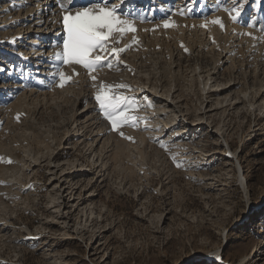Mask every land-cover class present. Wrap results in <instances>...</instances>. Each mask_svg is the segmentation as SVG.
Segmentation results:
<instances>
[{
    "label": "rangeland",
    "instance_id": "1",
    "mask_svg": "<svg viewBox=\"0 0 264 264\" xmlns=\"http://www.w3.org/2000/svg\"><path fill=\"white\" fill-rule=\"evenodd\" d=\"M111 3L144 24L160 19L167 4ZM258 4L264 21V0H248L247 22ZM188 7L209 11L204 0ZM260 31L255 43L264 40ZM151 33L145 30L144 41L157 52L160 40ZM16 45L0 47V78L34 89L14 56ZM111 46L103 56L116 75L131 73L117 95L127 99L117 103L136 118L126 130L110 124L113 139L122 141L121 157L109 145L100 161V142L93 145L96 153L78 142L71 146L82 129L74 133L68 108L58 113L52 104L29 113L33 126L17 118L0 122V129L7 127L0 143L16 156L4 163L9 168L0 189V264H264V87L251 76L261 66L254 55L246 50L233 71L225 52L216 71L206 59L189 57L172 64L173 80L161 54L141 60L130 45L118 63ZM78 107L82 113L84 104ZM14 133L28 139L13 142Z\"/></svg>",
    "mask_w": 264,
    "mask_h": 264
},
{
    "label": "bare ground",
    "instance_id": "2",
    "mask_svg": "<svg viewBox=\"0 0 264 264\" xmlns=\"http://www.w3.org/2000/svg\"><path fill=\"white\" fill-rule=\"evenodd\" d=\"M106 2L107 0H0V47L5 44H11V46L14 43L17 44V52L14 53V56L26 68L23 73L25 79L36 84V88L26 89L25 85L20 88L15 80H11L9 83L0 78V122L2 121L7 125L13 118L19 116L21 124L33 126L34 123L29 122L30 124H28L26 120L29 113L50 108L52 104L58 113H63L68 108L72 112L70 118L76 124L74 133L82 129L81 134L77 135L71 146H75L78 142L79 145L88 146L90 152L96 153L93 145L100 142V147L97 150L100 161L105 158V149L109 145H112L114 156H122V141L117 138L113 139L110 123L99 111V104L95 100V96L96 92L107 91V85H127L126 80H129L127 77H130L131 73L127 69L120 75H116L115 68L105 67L92 73L96 76V82H93L91 75L82 67L61 64L55 55L63 51V41L66 38V31L63 26L65 11L75 13L84 6L95 7L97 3L103 7ZM161 2L167 4L163 5L165 8L163 7V15L160 19L148 24L140 21L134 23L136 32H127L121 39L122 45L132 46V49L129 50L135 51L132 52V55L138 54L142 60L146 59L148 54H161L159 56L162 59L168 60L166 63L168 62L169 66L165 70L175 80L176 73L172 69L174 62L180 66L189 57L195 61L206 59L204 64H210V69L216 71L222 64L221 55L225 52L233 71L238 62H243L245 51L249 50L254 55L253 62L261 65L253 71L251 76L259 89L264 87V40L254 42V36H257L264 27L260 4L252 8L251 21L247 22L248 17H245L247 15L244 11L247 9L245 4L248 0H204L209 11L202 13L193 12L188 7H192L196 0H188V3L187 0H177L176 4H173L175 0H161ZM170 3L174 5L173 8H169ZM112 5L113 3L108 4L109 7ZM233 8L239 12L238 16L236 11H232ZM233 16H236L235 20L232 19ZM215 19H220L224 27L221 28L218 24L211 23ZM165 20L170 24L174 23V26L165 28L163 26ZM147 28L154 32L151 34L157 35L160 40L159 46L162 47H160L161 50L158 49L157 52L148 51L151 50L150 45L155 46V44L149 40L144 41L143 33ZM133 37H135V43H133ZM180 44H184L187 51L179 47ZM8 49L7 47L4 48L3 53H7ZM5 58L4 61H8L7 54L1 57V59ZM124 62L127 66L134 65V62L132 63L130 60L129 63L127 60ZM73 69L78 74H73ZM58 71H63L66 76H71V80L67 81L63 87L57 86L59 77L55 74ZM95 83H98L99 87L93 90L91 87ZM119 90L125 92L126 88H112L110 95L117 97ZM79 104H84L82 113H78ZM80 117H83L82 121H80ZM6 125H3L0 132L7 130ZM127 128V125L124 124L121 129L126 130ZM37 132L39 134L36 133L37 135H35V143H40L43 138L42 132L38 130ZM65 132L68 134L70 130L65 129ZM56 134L52 135L56 137ZM26 136L24 133H14L13 142L20 143L22 138L28 139ZM0 157L3 158L0 161V189H2L6 187L4 175L9 168L4 163L6 160H11V163H14L13 160L16 156L9 147H4L0 143ZM240 182L243 185L242 179Z\"/></svg>",
    "mask_w": 264,
    "mask_h": 264
},
{
    "label": "snow or ice",
    "instance_id": "3",
    "mask_svg": "<svg viewBox=\"0 0 264 264\" xmlns=\"http://www.w3.org/2000/svg\"><path fill=\"white\" fill-rule=\"evenodd\" d=\"M111 2L112 0H107L103 7L99 3L95 7L84 6L75 13L65 11L63 15L66 38L63 41V51L56 53V58L64 65L82 67L91 75L93 82L96 81V76L92 73L102 67H112L111 61L103 56V52L108 50L109 41L112 45L110 55H113L119 63V54L126 51L130 45L123 48H117L115 45L120 43L127 32H136L134 21L126 18L120 11L119 6L113 4L112 7H109L108 4ZM232 11H236L237 16L239 15L237 9L233 8ZM232 19L235 20L236 16H233ZM211 23L218 24L221 28L224 27L220 19H215ZM163 26L165 28L173 27L174 23L170 24L165 20ZM249 26L251 27V25ZM133 43H135V37H133ZM73 74H78L75 69H73ZM55 75L59 77L57 85L59 87H63L67 81L71 80V76H66L63 71H58ZM127 87L123 84L107 85L108 89ZM95 99L105 119L111 124L112 130H119L129 119H136L127 114L128 109L122 108L117 103L118 100L127 99L126 97H116L110 95L109 91H99ZM17 120H19V116H17ZM119 134L124 135L122 131ZM127 138L131 139L130 137ZM161 147L165 146L162 144ZM2 160L3 158L0 157V161ZM8 163H11V160H8ZM177 166L179 167V165Z\"/></svg>",
    "mask_w": 264,
    "mask_h": 264
}]
</instances>
